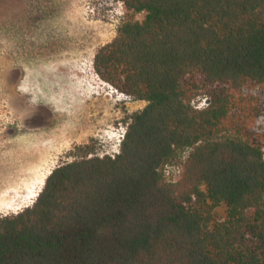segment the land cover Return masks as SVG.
<instances>
[{
	"label": "trees",
	"instance_id": "16d2710c",
	"mask_svg": "<svg viewBox=\"0 0 264 264\" xmlns=\"http://www.w3.org/2000/svg\"><path fill=\"white\" fill-rule=\"evenodd\" d=\"M116 1L144 16L92 67L146 105L116 155L58 165L0 216V264H264V135L242 92L264 89V0Z\"/></svg>",
	"mask_w": 264,
	"mask_h": 264
},
{
	"label": "rangeland",
	"instance_id": "374dc122",
	"mask_svg": "<svg viewBox=\"0 0 264 264\" xmlns=\"http://www.w3.org/2000/svg\"><path fill=\"white\" fill-rule=\"evenodd\" d=\"M143 16L116 0H0V216L31 206L58 165L119 152L146 103L102 82L92 62L122 22ZM242 92L264 135V89ZM178 162L162 169L167 180L178 179Z\"/></svg>",
	"mask_w": 264,
	"mask_h": 264
},
{
	"label": "bare ground",
	"instance_id": "6f19581e",
	"mask_svg": "<svg viewBox=\"0 0 264 264\" xmlns=\"http://www.w3.org/2000/svg\"><path fill=\"white\" fill-rule=\"evenodd\" d=\"M50 91V90H49ZM47 99H48V97H47ZM64 114V113H63ZM62 117V116H61ZM63 126V125H62ZM67 126V125H66ZM71 126H72V123H71ZM72 129V128H71ZM58 130H59V128H58ZM70 130V129H69ZM70 132V131H69ZM60 133V132H59ZM38 150V149H37Z\"/></svg>",
	"mask_w": 264,
	"mask_h": 264
}]
</instances>
